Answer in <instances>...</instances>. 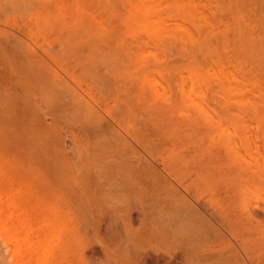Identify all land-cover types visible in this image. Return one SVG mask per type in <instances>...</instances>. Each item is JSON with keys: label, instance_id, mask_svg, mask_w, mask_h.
I'll return each instance as SVG.
<instances>
[{"label": "rangeland", "instance_id": "obj_1", "mask_svg": "<svg viewBox=\"0 0 264 264\" xmlns=\"http://www.w3.org/2000/svg\"><path fill=\"white\" fill-rule=\"evenodd\" d=\"M0 8L61 32L85 78L80 97L125 113L122 156L141 172L158 241L145 264H264V0ZM0 120V264H105L101 254L118 252L105 230L94 239L50 210L22 134Z\"/></svg>", "mask_w": 264, "mask_h": 264}, {"label": "crops", "instance_id": "obj_2", "mask_svg": "<svg viewBox=\"0 0 264 264\" xmlns=\"http://www.w3.org/2000/svg\"><path fill=\"white\" fill-rule=\"evenodd\" d=\"M75 64L70 41L55 27L0 8V118L8 132L22 134L24 160L39 166L50 210L66 214L71 228L92 230L94 239L105 230L103 243L118 249L101 254L105 264H145L157 256L158 241L141 172L122 156L125 113L121 124L107 101L81 98L85 78ZM102 145L113 147L106 153Z\"/></svg>", "mask_w": 264, "mask_h": 264}, {"label": "bare ground", "instance_id": "obj_3", "mask_svg": "<svg viewBox=\"0 0 264 264\" xmlns=\"http://www.w3.org/2000/svg\"><path fill=\"white\" fill-rule=\"evenodd\" d=\"M210 33H211V32H210ZM211 34H212V33H211ZM214 36H215V35H214ZM214 36H213V37H214ZM212 39H213V38H212ZM210 45H211V44H210ZM255 75H256V74H255ZM263 82H264V81H263Z\"/></svg>", "mask_w": 264, "mask_h": 264}]
</instances>
